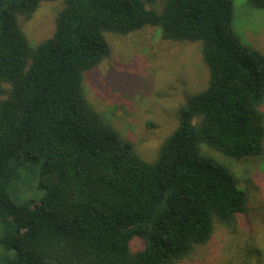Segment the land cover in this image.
Returning <instances> with one entry per match:
<instances>
[{"label": "trees", "instance_id": "trees-1", "mask_svg": "<svg viewBox=\"0 0 264 264\" xmlns=\"http://www.w3.org/2000/svg\"><path fill=\"white\" fill-rule=\"evenodd\" d=\"M57 1L52 36L32 46L22 23ZM233 14V0H0V264H183L236 226L247 195L209 151L263 155L264 55ZM145 28L200 42L209 73L149 161L84 90L106 35Z\"/></svg>", "mask_w": 264, "mask_h": 264}, {"label": "rangeland", "instance_id": "rangeland-1", "mask_svg": "<svg viewBox=\"0 0 264 264\" xmlns=\"http://www.w3.org/2000/svg\"><path fill=\"white\" fill-rule=\"evenodd\" d=\"M233 5L236 33L264 55V13L247 0H233ZM60 8V1L42 2L22 23L32 46L52 36ZM106 39L108 56L84 76L86 98L119 138L149 161L175 130L180 107L208 85L202 45L163 40L152 28L126 36L107 34ZM209 154L231 169L247 195V210L233 229L218 227L183 264H264V153L239 161ZM140 247L139 240L131 242L132 249Z\"/></svg>", "mask_w": 264, "mask_h": 264}]
</instances>
